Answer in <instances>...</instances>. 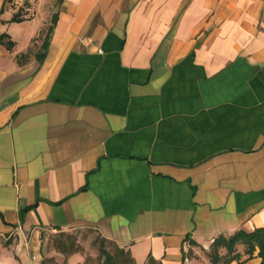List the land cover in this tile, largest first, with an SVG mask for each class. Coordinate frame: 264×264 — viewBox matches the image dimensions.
Wrapping results in <instances>:
<instances>
[{
	"label": "crops",
	"instance_id": "1",
	"mask_svg": "<svg viewBox=\"0 0 264 264\" xmlns=\"http://www.w3.org/2000/svg\"><path fill=\"white\" fill-rule=\"evenodd\" d=\"M8 4L0 243L92 229L134 264H196L264 227V0H62L42 58L47 15Z\"/></svg>",
	"mask_w": 264,
	"mask_h": 264
},
{
	"label": "rangeland",
	"instance_id": "2",
	"mask_svg": "<svg viewBox=\"0 0 264 264\" xmlns=\"http://www.w3.org/2000/svg\"><path fill=\"white\" fill-rule=\"evenodd\" d=\"M7 8L13 15H47L44 35L53 14L61 9V0H9ZM101 241L92 229L15 234L0 243V264H104ZM104 247L119 257L113 244L105 242ZM205 251L194 253L196 264H209Z\"/></svg>",
	"mask_w": 264,
	"mask_h": 264
},
{
	"label": "trees",
	"instance_id": "3",
	"mask_svg": "<svg viewBox=\"0 0 264 264\" xmlns=\"http://www.w3.org/2000/svg\"><path fill=\"white\" fill-rule=\"evenodd\" d=\"M62 3V0H61ZM58 12L54 13L51 18V24L47 30L46 36L41 45L42 52L36 55L37 58H42L45 54L49 43V36L52 32L54 25L57 21ZM12 21H20L18 14H14ZM7 45L10 47L11 42ZM101 238V237H100ZM101 246L99 252L103 258L104 264H134L133 260L123 250L116 247V252L119 257H116L113 253L109 252L105 247L104 243L107 242L101 238ZM109 243V242H108ZM190 245H197L194 240H190ZM238 246L243 247V254L248 256V259L252 258L256 253V257L260 259L259 264H264V227L255 228L254 230L247 232L244 230H237L233 234L225 236L223 234L215 237L209 244L205 251V255L208 259L209 264H230L234 261H239L241 253L238 252ZM187 258H192L194 253L192 249H188L186 252ZM147 264H157L153 259H149ZM242 264V263H239Z\"/></svg>",
	"mask_w": 264,
	"mask_h": 264
}]
</instances>
